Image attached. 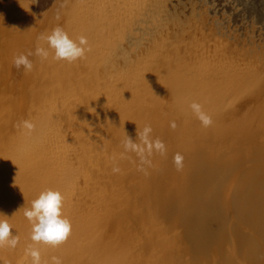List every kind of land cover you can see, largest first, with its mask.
Returning <instances> with one entry per match:
<instances>
[{
    "label": "rangeland",
    "instance_id": "obj_1",
    "mask_svg": "<svg viewBox=\"0 0 264 264\" xmlns=\"http://www.w3.org/2000/svg\"><path fill=\"white\" fill-rule=\"evenodd\" d=\"M258 3L264 9V0H0V219L19 236L16 248H0V264H31L24 209L45 189L64 195L74 228L94 230L71 233L63 254L34 245L41 264L55 255L62 264H264V213L250 209L264 189V20L248 12ZM57 26L91 51L54 60L37 38ZM29 52L33 69H16L14 57ZM145 126L167 150L153 152L147 175L122 144Z\"/></svg>",
    "mask_w": 264,
    "mask_h": 264
},
{
    "label": "clouds",
    "instance_id": "obj_2",
    "mask_svg": "<svg viewBox=\"0 0 264 264\" xmlns=\"http://www.w3.org/2000/svg\"><path fill=\"white\" fill-rule=\"evenodd\" d=\"M57 19H59V16H57ZM37 39L47 43L48 47L53 50L54 55L52 58L56 61L63 60L72 63L77 59L84 58L86 51H91L86 37L80 36L77 43L60 26L55 27L50 34L45 35L42 33ZM31 55L33 53L29 52L27 55L20 54L14 57L15 68L19 70L23 67L26 72H30L33 69V63L28 57ZM35 55L47 59L49 51L38 44ZM190 108L205 128L212 125V118L202 110L199 103L193 102ZM20 126L26 129L28 133H31L35 128V125L30 121H23L22 125H18V127ZM170 126L175 130V122H172ZM151 132L152 128L145 126L142 131L137 129L135 139L126 133L122 141L126 152L135 153L139 157L140 166L138 170L146 175L147 171L144 165L151 166L149 157L153 155V152L165 155L167 151L165 144L160 139L153 140L151 138ZM183 161L184 157L179 152L173 157V163L178 172L183 170ZM112 171L113 173H119L121 169L113 167ZM64 200L65 197L59 190L45 189L39 193L37 198L32 200L30 208L24 209V216L31 224L30 239L33 244L25 249V256L31 257V264H41V251L34 245L44 244L57 247L69 238L72 225L70 220L63 215ZM18 243L19 236L13 235L12 226L8 220L0 219V248L7 246L14 249ZM51 259L52 264H62L59 257L53 256Z\"/></svg>",
    "mask_w": 264,
    "mask_h": 264
},
{
    "label": "bare ground",
    "instance_id": "obj_3",
    "mask_svg": "<svg viewBox=\"0 0 264 264\" xmlns=\"http://www.w3.org/2000/svg\"><path fill=\"white\" fill-rule=\"evenodd\" d=\"M3 1V0H2ZM123 1V0H122ZM257 1H259V0H257ZM98 2V1H97ZM104 2V1H103ZM103 2H102V4H103ZM111 2V1H110ZM99 3V2H98ZM5 4V3H4ZM3 4V5H4ZM93 4V3H92ZM113 4V3H112ZM100 5V4H99ZM99 5H97L98 7H99ZM114 5V4H113ZM104 6V5H103ZM115 6V5H114ZM113 6V7H114ZM123 6H124V4H123ZM111 7V6H110ZM121 7V6H120ZM126 7V6H125ZM253 6H251V8L250 9H248V12H256L257 14H258V16H259V18H260V20L261 21H263L264 20V9H263V5H261L260 3H258L256 6H254L253 8H252ZM91 8V7H90ZM93 8V7H92ZM97 8V7H96ZM124 8V7H123ZM93 9H95V7L93 8ZM114 9V8H113ZM38 10V9H37ZM89 10V9H88ZM41 11V10H40ZM115 11H116V9H115ZM162 11H163V9H162ZM4 12V11H3ZM43 12H44V9H43ZM90 12V11H89ZM96 12V11H95ZM113 13H114V11H112ZM111 12V13H112ZM164 12V11H163ZM88 13V12H87ZM94 13V12H93ZM42 14V13H41ZM91 14H92V12H91ZM247 14V13H246ZM107 15V14H106ZM112 15V14H111ZM113 16V15H112ZM111 16V17H112ZM2 17H4V15H2ZM91 17V16H90ZM110 17V16H109ZM114 17V16H113ZM112 17V18H113ZM172 17V16H171ZM41 18V17H40ZM173 18V17H172ZM36 20V19H35ZM39 20V19H38ZM94 20V19H93ZM110 20H111V18H110ZM37 21V20H36ZM111 24V23H110ZM114 26H115V24H114ZM113 27V26H112ZM111 28V27H110ZM111 30V29H110ZM112 31V30H111ZM111 37V36H110ZM106 59V58H105ZM108 65V64H107ZM109 69V68H108ZM113 72V71H112ZM116 76V75H115ZM112 85V84H111ZM113 86V85H112ZM119 86V85H118ZM111 87V86H110ZM113 88V87H112ZM115 94V93H114ZM118 103V102H117ZM122 103V102H121ZM121 107H122V105H121ZM158 119V118H157ZM153 122V121H152ZM91 125V124H90ZM89 130H90V128H89ZM37 143V142H36ZM44 143V142H43ZM45 148V147H44ZM16 149H18V150H20L21 151V149H20V147H17ZM48 150V149H47ZM110 150V149H109ZM22 152V151H21ZM108 152V151H107ZM200 152V151H199ZM201 153V152H200ZM204 156V155H203ZM192 157V156H191ZM202 157V156H201ZM45 159V158H44ZM86 159V158H85ZM192 159V158H191ZM199 160V159H198ZM204 161V160H203ZM208 161H210V160H208ZM207 161V162H208ZM6 163V162H5ZM71 163V162H70ZM203 163V162H202ZM214 163V162H213ZM230 163V162H229ZM4 164V163H3ZM197 164V163H196ZM232 164V163H231ZM241 164V163H240ZM65 165V164H64ZM216 165V164H215ZM214 165V166H215ZM230 165V164H229ZM245 165V164H244ZM3 166H7L6 164L5 165H3ZM2 165H0V178H2V173H3V170L5 169V167H3ZM59 166V165H58ZM67 166V165H66ZM82 166H84V165H82ZM220 166V165H219ZM240 166V165H239ZM203 167V166H202ZM211 167V166H210ZM69 168V167H68ZM212 168V167H211ZM63 169V168H62ZM75 169V168H74ZM231 169V168H230ZM242 169V168H241ZM198 170H199V168H198ZM198 170H196V171H198ZM215 170V169H214ZM84 171V170H83ZM202 171V170H201ZM207 171V170H206ZM210 171V170H209ZM215 171H217V172H220V169H219V171L218 170H215ZM223 171V170H222ZM226 171V170H225ZM236 171V170H235ZM4 172H6V171H4ZM75 172V171H74ZM73 172V173H74ZM214 172V171H213ZM144 173V172H143ZM198 173V172H197ZM206 173V172H205ZM216 173V172H215ZM196 174V173H195ZM224 174V173H223ZM63 175V174H62ZM210 175V174H209ZM216 175V174H215ZM225 175V174H224ZM228 175V174H227ZM261 175V174H260ZM4 176V175H3ZM68 176V175H67ZM219 176H222L223 178H224V176L223 175H219ZM7 176H4V178H6ZM70 177V176H69ZM78 177V176H77ZM197 177V176H196ZM210 177V176H209ZM221 177V178H222ZM225 177L227 178L228 176H226L225 175ZM230 177H232V176H230ZM230 177H229V179H230ZM264 177V176H263ZM3 178V179H4ZM208 178V177H207ZM216 178H217V180H218V176H216ZM259 178V177H258ZM262 178V177H261ZM209 179V178H208ZM263 179V178H262ZM202 180V179H201ZM74 181V180H73ZM167 181V180H166ZM255 181V180H254ZM5 182V181H4ZM178 182V181H177ZM211 182V181H210ZM164 183V182H163ZM173 183V182H172ZM179 183V182H178ZM221 183V182H220ZM257 183V182H256ZM260 183V182H259ZM219 184V183H218ZM245 184V183H244ZM172 185V184H171ZM243 185V184H242ZM241 185V186H242ZM1 186H2V184H1ZM57 186V185H56ZM183 186V185H182ZM214 186V185H213ZM245 186V185H244ZM156 187V186H155ZM154 187V188H155ZM238 187V186H237ZM148 188V187H147ZM171 188V187H170ZM185 188V187H184ZM223 188V187H222ZM241 188V187H240ZM242 188H243V186H242ZM259 188V187H258ZM262 188V187H261ZM158 189V188H157ZM163 189V188H162ZM251 189H252V187H251ZM250 189V190H251ZM260 189V188H259ZM257 190V191H255V192H252V193H262V194H260L259 195V197L256 195V197H250V199H251V201H252V205L251 206H253V207H251L250 209H253V210H255V209H257V208H262V212L261 213H264V211H263V209H264V189H263V192L261 191L260 192V190ZM223 190V189H222ZM232 190H234V189H232ZM240 190V189H239ZM152 191V190H151ZM155 191H156V189H155ZM247 188L246 187H244L243 189H241L240 191H239V194H237L236 195V197L239 199V201L241 200V203H242V201H243V199L245 200V198H247V197H245V195L247 194ZM233 192V191H232ZM236 191H234V193H235ZM167 193V192H166ZM224 193V192H223ZM250 193V192H249ZM248 193V194H249ZM251 193V194H252ZM179 196H181V195H179ZM183 197H185V196H183ZM205 197V196H204ZM186 199V198H185ZM191 200V199H190ZM231 201V200H230ZM237 202H238V200H237ZM163 203V202H162ZM164 205V204H163ZM182 205V204H181ZM75 206V205H74ZM172 206H174V205H172ZM207 206V205H206ZM230 206V205H229ZM235 206V205H234ZM239 206V205H238ZM238 208H240V207H238ZM244 209V208H243ZM249 209V210H250ZM239 210V209H238ZM64 211V210H63ZM66 211V210H65ZM241 212V211H240ZM246 212V211H245ZM248 212V214H249V211H247ZM246 212V213H247ZM208 213V212H207ZM242 213V212H241ZM243 213H244V211H243ZM254 213H255V211H254ZM258 213V212H257ZM260 213V214H261ZM256 215V214H255ZM258 215H259V213H258ZM166 216V215H165ZM254 216V215H253ZM260 216V215H259ZM259 216H257V218H256V222H257V224H258V221H260V219H259ZM77 217V216H76ZM207 217V216H206ZM242 217V216H241ZM245 217H246V215H245ZM250 217H252L251 215H250ZM263 218H264V214H263V216H262ZM199 218V217H198ZM229 218H230V216H229ZM249 218V217H248ZM262 218V219H263ZM205 219V218H204ZM233 219V218H232ZM250 219V218H249ZM76 220V219H75ZM81 220V219H80ZM79 220V221H80ZM176 220V219H175ZM178 220V219H177ZM201 220H202V218H201ZM231 220V219H230ZM239 220V219H238ZM242 220H243V218H242ZM78 221V222H79ZM245 221V220H244ZM253 221V220H252ZM82 222V221H81ZM81 222H80V224H81ZM206 222V221H205ZM88 223V222H87ZM167 223V222H166ZM212 223V222H211ZM221 223V222H220ZM224 223V222H223ZM251 223V222H250ZM261 223H262V225L264 224L263 222H262V220H261ZM72 224V223H71ZM246 224V223H245ZM249 224V223H248ZM73 225V224H72ZM176 225V224H175ZM213 226H212V229L211 228H209V229H211V230H209V231H214V224H212ZM222 225V224H221ZM255 225V224H254ZM254 225H252L251 226V228L254 226ZM259 225H260V223H259ZM23 226V225H22ZM75 226V225H74ZM82 225H79L78 223H77V225H76V228H74L73 226V232L74 231H76V233H73L72 231H71V233L73 234V236L75 235V238H77L78 239V237H76L77 235H79V236H81V235H83L84 234V236L86 237V239L88 238V236L90 235V232L91 231H93V230H87V231H85V232H81V227ZM194 226V225H193ZM211 226V225H210ZM264 226V225H263ZM263 226H261L262 227V229H263ZM85 227H86V225H85ZM198 227V226H197ZM196 227V228H197ZM246 227V226H245ZM27 238H26V240L28 239L29 240V242H33L31 239H30V235H31V224H30V222L27 224ZM200 228V227H199ZM258 228V227H257ZM191 229H193V228H191ZM203 229V228H202ZM219 229V228H218ZM255 229H256V227H255ZM254 229V230H255ZM259 230H261V228H259L258 229V231ZM264 230V229H263ZM84 231V230H83ZM194 231V230H193ZM254 232V231H253ZM260 232V231H259ZM261 232H262V230H261ZM202 233V232H201ZM191 234V233H190ZM194 234H196V233H194ZM210 234V233H209ZM251 234V233H250ZM261 234V233H260ZM25 235V234H24ZM187 235V234H186ZM186 235H184L185 237H187ZM197 235V234H196ZM262 235V234H261ZM200 236H201V234H200ZM23 237V238H24ZM189 237V236H188ZM188 237L187 238H185L186 239V241H189V239H188ZM194 237V236H193ZM211 237V236H210ZM217 237V236H216ZM264 237V236H263ZM24 238V239H25ZM75 238H74V240H75ZM259 238V237H258ZM68 239H71V238H68ZM76 239V240H77ZM81 239V238H80ZM89 239V238H88ZM25 240V241H26ZM83 240V239H82ZM81 241V240H80ZM28 242V241H27ZM68 242H71V240L70 241H68ZM93 242V241H92ZM26 243V242H25ZM188 243V242H187ZM208 243V242H207ZM248 243V242H247ZM254 243V242H253ZM29 244V243H28ZM69 243H64V244H61V245H59V246H57V247H55V249H57V248H59V252H60V248L62 249V254L65 252L64 250H66V251H68V248L70 247L71 248V244H70V246L68 245ZM92 244V243H91ZM112 244V243H111ZM117 244V243H116ZM201 244V243H200ZM237 244V243H236ZM250 244V243H249ZM39 245H44V244H39ZM74 245V244H73ZM97 245V244H96ZM196 245V244H195ZM35 246H37V245H35ZM45 246H47V248L49 249L51 246H48V245H45ZM68 246V247H67ZM112 246V245H111ZM120 246H122V245H120ZM73 247V246H72ZM77 247V246H76ZM180 247V246H179ZM185 247H187V245L185 246ZM202 247V246H201ZM257 247V246H256ZM42 248H45V247H42ZM91 248V247H90ZM122 248V247H121ZM183 248V247H182ZM204 248V247H203ZM208 248H210V247H208ZM41 249V248H40ZM51 250L52 249H54L53 247H51L50 248ZM54 249V250H55ZM72 249V248H71ZM70 249V250H71ZM100 249V248H99ZM98 249V250H99ZM111 249V248H110ZM184 249V248H183ZM244 249V248H243ZM246 249V248H245ZM54 250H53V252H54ZM69 250V251H70ZM94 251L96 250V249H93ZM105 250V248L103 249V251ZM109 250V249H108ZM123 250V249H122ZM262 250V249H261ZM57 251V252H58ZM100 251V250H99ZM203 251V250H202ZM264 251V250H263ZM46 252H47V249H46ZM71 252V251H70ZM42 253V252H41ZM48 253V252H47ZM96 253V252H95ZM99 253V252H98ZM124 253V252H123ZM123 253H121V254H123ZM189 253V252H188ZM192 253V252H191ZM55 254V253H54ZM73 254V253H72ZM246 254V253H245ZM49 254H47V256H48ZM65 255V254H64ZM70 255V254H69ZM198 255V254H197ZM203 255V254H202ZM214 255V254H213ZM259 255V254H258ZM56 256V255H55ZM59 256V255H58ZM57 256V257H58ZM63 256V255H62ZM93 256V255H92ZM99 256V255H98ZM120 256V255H119ZM144 256V255H143ZM194 256V255H193ZM199 256V255H198ZM49 257V256H48ZM101 257V256H100ZM118 257V256H117ZM197 257V256H196ZM68 258V257H67ZM70 258V257H69ZM96 258H98V257H96ZM122 258V257H121ZM134 258V257H133ZM194 258V257H193ZM49 259V258H48ZM60 259H61V257H60ZM109 259V258H108ZM111 259V258H110ZM109 259V261H111V262H114V261H112V260H110ZM147 259V258H146ZM200 259V258H199ZM27 260V259H26ZM63 260V259H62ZM94 260V259H93ZM22 261V260H21ZM25 261V260H24ZM46 261V260H45ZM95 261V260H94ZM100 261V260H99ZM148 261V260H147ZM166 261V260H165ZM201 261H202V259H201ZM102 261H100V263H101ZM120 262V261H119ZM188 262V261H187ZM192 262V261H191ZM205 262V261H204ZM24 263V262H23ZM43 263V262H42ZM105 263V262H104ZM109 263V262H108ZM122 263H124V261L122 262ZM99 264V263H98ZM117 264H121V263H117ZM225 264V263H224Z\"/></svg>",
    "mask_w": 264,
    "mask_h": 264
}]
</instances>
